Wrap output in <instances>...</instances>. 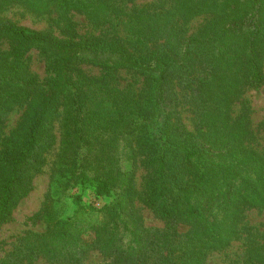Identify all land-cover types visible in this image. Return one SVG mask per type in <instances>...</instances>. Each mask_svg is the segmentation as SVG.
Masks as SVG:
<instances>
[{
  "label": "trees",
  "instance_id": "16d2710c",
  "mask_svg": "<svg viewBox=\"0 0 264 264\" xmlns=\"http://www.w3.org/2000/svg\"><path fill=\"white\" fill-rule=\"evenodd\" d=\"M18 1L35 10L49 6L48 13L91 6L88 0ZM227 1L170 0L161 22V15L147 17L144 6H121L117 14L108 9L102 20L115 22L102 23L100 36L60 42L7 19L5 7L16 0H0V37L17 40L15 57L41 48L53 73L40 90L16 58L0 55V114L12 100L30 103L0 150V223L29 192L30 171L41 164L52 117L62 110L56 168L66 181L39 214L46 230L22 239L29 260L43 255L81 264L97 251L115 264H206L210 250L237 238L246 207L264 210V148L256 147L247 109L234 114L233 107L241 93L264 84V0H241L244 8ZM199 16L204 28L189 33V21ZM83 59L106 73L74 75L73 62ZM119 68L142 75L143 91L111 83ZM171 79L191 97L195 130L181 120L175 98L182 94ZM193 85L196 91L204 86L202 98ZM139 165L147 169L141 191L135 186ZM73 186H91L112 200L98 208L77 197L73 214L60 217L56 201ZM138 200L165 226H147ZM179 224L188 229L180 231ZM244 243V260L231 264H264V232Z\"/></svg>",
  "mask_w": 264,
  "mask_h": 264
},
{
  "label": "rangeland",
  "instance_id": "374dc122",
  "mask_svg": "<svg viewBox=\"0 0 264 264\" xmlns=\"http://www.w3.org/2000/svg\"><path fill=\"white\" fill-rule=\"evenodd\" d=\"M229 1H234L230 4L232 7L244 8L241 0H228L227 2L229 3ZM87 2L91 4L87 10L82 7L81 9H72L68 12L51 11L48 13L46 9L49 6L40 10L29 9L23 6L22 2L20 3V1L16 0V2L6 5L5 8L7 9L3 12V15L17 25L45 32L54 40L65 42L71 40L80 41L90 36H100L101 30L105 31L102 28V23L107 27L115 22V20L110 18H107L108 21L102 20V16L108 9L111 14H117L121 6L127 9L144 6L147 9V17L151 18L153 15H161L163 16L160 20L161 22L167 18L164 15L168 14L166 9L171 4L170 0H88ZM104 6L107 8H104ZM143 16L145 18V15ZM187 26L189 33L201 31L204 28L203 16L190 20ZM17 46V40L0 37V55L9 57L10 60L16 58L23 72L27 76L35 78L41 84L39 89L43 90L46 80L53 76L52 71L49 69L46 53L41 48L34 46L29 48L23 55L15 57V51L13 50ZM260 60L264 64V47ZM72 66L74 75L81 72L89 78H99L107 71L104 66L94 65L84 59L83 61L75 60ZM7 75L12 76L9 73ZM15 81L16 79L14 78ZM170 81H172L170 86L174 92L182 94L175 98V101L178 102L177 108L182 122L189 130H195L196 112L195 107L192 105L191 97H183L185 91L182 90L179 82L173 79ZM113 82H115L116 87L133 89L135 93L144 89L143 76L129 68H119L115 73V78L111 80V83ZM197 85H193L195 88L194 94L196 97L202 98L204 86L201 90L196 91ZM238 101L240 102L238 103ZM9 103V110L4 115L0 114V116H4L0 127V150L7 139L23 123L30 106L29 100L17 102L12 100ZM237 103H234L236 105L233 106L234 114L240 112L241 106L247 109L249 125L256 133V147L264 148V84L259 89L250 88L241 93ZM52 120L51 140L41 151V164H37V168L32 169L29 174V192L25 196L18 198L15 207L0 223V264H3L6 260H23L19 264H67L50 261L43 255L36 257L34 260H29L30 254L21 245L24 237L32 235L34 232L42 233L46 230V225L39 214L50 203V195L53 189L63 185L66 181L61 172H59L58 167L56 168L62 140L61 109L52 117ZM146 176L147 169L139 165L135 176V186L139 191L143 189ZM61 188H64V186ZM77 197H79L78 201L98 208L112 200L110 196H98L95 189L91 186H73L68 188L66 193H63L56 201V209L60 217L64 218L73 214ZM136 204L142 215L143 222L147 226L161 228L165 226V221L157 217L153 210L142 201L138 200ZM89 217L93 216L90 214ZM238 228L240 232L237 234V238L230 240L223 248L210 250L207 253L206 264H231L232 261L236 260L242 262L246 252V244L244 242L254 238V233L257 230L264 232V210L257 207H246L244 212L241 213ZM178 229L185 231L188 226L179 224ZM81 264L115 263L111 258L104 257L99 252L93 251L83 259Z\"/></svg>",
  "mask_w": 264,
  "mask_h": 264
}]
</instances>
